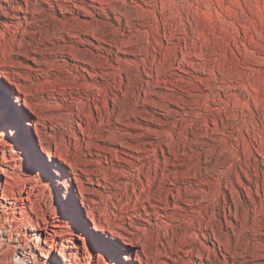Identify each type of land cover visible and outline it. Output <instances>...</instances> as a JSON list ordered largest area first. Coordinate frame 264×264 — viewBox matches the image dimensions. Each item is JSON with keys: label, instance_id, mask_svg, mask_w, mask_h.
<instances>
[{"label": "rangeland", "instance_id": "rangeland-1", "mask_svg": "<svg viewBox=\"0 0 264 264\" xmlns=\"http://www.w3.org/2000/svg\"><path fill=\"white\" fill-rule=\"evenodd\" d=\"M27 2L0 0V55L33 91L0 68V264L21 263L27 231L55 247L33 264H119L109 247L133 264H264V0Z\"/></svg>", "mask_w": 264, "mask_h": 264}, {"label": "bare ground", "instance_id": "bare-ground-1", "mask_svg": "<svg viewBox=\"0 0 264 264\" xmlns=\"http://www.w3.org/2000/svg\"><path fill=\"white\" fill-rule=\"evenodd\" d=\"M27 2V0H26ZM27 7L26 9L24 10L25 12H29L28 11V6L30 5L28 2L26 3ZM0 68L3 69L1 72H3V76L8 80L9 83L15 85L17 87V90L20 92V93H24V94H32L33 91L31 89H28L27 85H25V83H22L19 79H18V76L21 77L20 74L18 71L14 70L12 67H10V65L8 64L7 62V59H6V56L5 55H0ZM29 69L31 70H39L37 68H34L33 66H29ZM41 71V70H40ZM43 71V70H42ZM23 76V75H22ZM27 78V77H26ZM26 78H23V79H26ZM3 87H2V83L0 81V100H2V104L3 105H7L8 101H7V98H6V93L3 92V90H1ZM15 97V101L16 102H19L21 100V97L19 95H16L14 96ZM3 109V107H2ZM13 111H12V114L15 116V118L17 119V124L20 126V132L22 134V137L24 139V142L26 143V146L28 148V150L31 151L33 157L36 159V161H38V154H37V151H36V148L35 146L33 145V143L31 142L32 141V138H31V134L29 133V131H27V128L23 125V122L21 120V117L23 116V113L22 111L19 109H17L16 107L13 106ZM44 119H47L46 118V115H37V119L35 120V123H38L39 120H44ZM48 120V119H47ZM22 122V123H21ZM36 131L38 132V130L36 129ZM122 145V144H121ZM99 150L101 151H108L109 153H113L115 155V157L118 155V151L115 149L113 150L110 149V148H107L106 146H99ZM46 151V150H45ZM77 152V151H76ZM49 157V160L51 161V153L50 151H47L46 153ZM132 154V153H131ZM131 154H128L130 156H133ZM137 157V156H136ZM59 158H62V157H59ZM114 158V157H113ZM117 158V157H116ZM139 158V157H138ZM39 162V161H38ZM41 164V167L43 169V171H46L48 176H49V179L51 182H54V185L55 187H59L60 186V182L59 180L57 179V177L55 175H53L49 169H51V167L49 166V163L47 162H42L40 163ZM57 168L60 169V165L59 164H56ZM78 167V166H77ZM55 172L58 173V170H56V168H54ZM84 174H94V172H91L89 170V168H79ZM100 170V169H99ZM108 170V169H107ZM101 172V171H100ZM104 172V171H103ZM74 174H76V169H74L73 171ZM106 173V172H105ZM121 173V172H120ZM95 175V174H94ZM105 175V174H104ZM121 176V175H120ZM79 178V177H78ZM77 177L75 178L76 181H78ZM102 178V177H101ZM87 179H91V177H88ZM104 179V178H103ZM106 179V178H105ZM91 181V180H89ZM98 181V180H97ZM100 182V180L98 181ZM83 183V182H82ZM112 183V182H111ZM99 184V183H98ZM103 185V184H101ZM61 190V189H60ZM66 192L67 193H71L72 192V185L71 183L69 182L68 183V186H67V189H66ZM80 194L81 196L83 197V200L85 199L86 201L87 200H91V201H94V199H90L88 198L87 196H85V187H80ZM1 198H4L5 195L2 194L0 195ZM66 199V197H64ZM179 198H181L179 195H175V197L173 198V204H175L176 200H178ZM90 201V202H91ZM191 202L192 200L191 199H187V202ZM198 201V200H197ZM75 200H71L70 202L69 201H63V205L72 212V222L75 224H81L82 226L84 225L83 224V221L81 220V214L79 212V210L74 206V203ZM186 204V203H185ZM189 204V203H188ZM152 207H158V208H162L163 210H165V216L167 214V209L170 208V204L169 203H165V205H159V204H150ZM91 213H92V207H91ZM14 212L15 213H19V209L15 208L14 209ZM66 214L69 215V211L65 210ZM16 219L20 220L21 218L19 216L16 217ZM91 219L94 221V215L92 213V216H91ZM95 225V228L99 229V226L94 224ZM108 219L105 220V224L102 225V230H106L108 232H111V233H114L116 234L118 237H125L123 236V234L117 230H113L111 229L109 226H108ZM73 227H76V226H73ZM3 227L0 226V232L3 230L2 229ZM120 228H122L123 230L127 231V232H130V230L128 228H126L125 226H120ZM92 235V240L94 243H96L98 240H103V244L105 245H112V243L109 241V239H107V235L106 234H103L102 233H95V232H91ZM73 235H75V232H73ZM24 239L22 242L20 241H17V240H14L12 243H11V246L14 248L16 254L20 257L21 259V263L20 264H33L34 261H35V257H33L34 252H32L31 250L34 249H41V253L40 255L42 256H45V257H49L51 260L53 258V254H54V251H55V247L53 245H48V248L45 249V248H41V245L43 243H45L46 241H43L41 239V237L37 236V235H34L33 233H30V231H27L25 232L24 234ZM104 236V238H103ZM136 238V237H135ZM137 239V238H136ZM128 240H132V238H128ZM139 240V238L137 239ZM140 241V240H139ZM117 246H119V243L116 242ZM120 247V246H119ZM64 248H67L69 249V246L68 245H65ZM67 249L66 250H63L61 253H59L61 256H62V259L63 260H69L68 256H67ZM109 250V253L107 255V257H109L110 259H115L118 261L119 264H133L130 260H131V256H129L128 254L125 253L124 251V248L123 247H120L119 251H118V254L115 256L113 255L112 253V248H108ZM104 255L105 253L102 252ZM30 254V255H29ZM75 254V253H74ZM135 258H137L142 264H151L150 263V259H149V256L147 255H144L145 259H143V257L139 256L138 254H135ZM18 257V258H19ZM122 258V259H121ZM79 259V258H78ZM54 261V260H53ZM70 261V260H69ZM47 260L45 261H42V264H47L46 263Z\"/></svg>", "mask_w": 264, "mask_h": 264}, {"label": "snow or ice", "instance_id": "snow-or-ice-1", "mask_svg": "<svg viewBox=\"0 0 264 264\" xmlns=\"http://www.w3.org/2000/svg\"><path fill=\"white\" fill-rule=\"evenodd\" d=\"M2 103H3L2 100H0V108H2Z\"/></svg>", "mask_w": 264, "mask_h": 264}]
</instances>
